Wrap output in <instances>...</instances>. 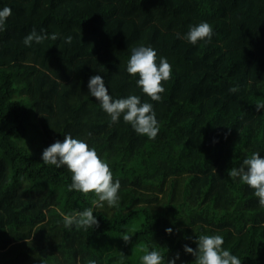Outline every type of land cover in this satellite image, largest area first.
Returning a JSON list of instances; mask_svg holds the SVG:
<instances>
[{
    "label": "trees",
    "instance_id": "16d2710c",
    "mask_svg": "<svg viewBox=\"0 0 264 264\" xmlns=\"http://www.w3.org/2000/svg\"><path fill=\"white\" fill-rule=\"evenodd\" d=\"M6 6L0 264H141L144 246L163 264L177 253L176 264H195L184 245L197 249L199 235L222 236L241 264H264V207L253 188L228 175L252 153L264 157V109L255 107L264 102V0H0ZM201 22L213 28L210 43L177 38ZM33 28L60 35L25 46ZM140 45L172 66L162 102L126 70ZM97 74L113 99L137 95L153 105L155 139L138 135L123 115L111 123L89 94ZM67 134L110 166L121 183L117 206H94V193L69 191L66 166L43 163V150ZM87 208L98 226L64 227L61 213Z\"/></svg>",
    "mask_w": 264,
    "mask_h": 264
},
{
    "label": "clouds",
    "instance_id": "9594fccd",
    "mask_svg": "<svg viewBox=\"0 0 264 264\" xmlns=\"http://www.w3.org/2000/svg\"><path fill=\"white\" fill-rule=\"evenodd\" d=\"M12 9L4 7L0 9V31L5 30L7 19L11 16ZM213 28L208 22H201L191 26L186 35L177 33V38L187 40L195 45L198 41L211 42ZM59 33H53L50 37L44 31L37 32L35 28L24 38V45L31 47L33 41L37 44L46 39L56 40ZM72 36H67L64 42L71 44ZM127 72L137 76V86L142 88L144 94L153 101L162 102L161 94L165 88L163 82L171 79L172 66L166 57H160L157 63V51L151 46L140 45L131 49V56L127 62ZM89 94L95 97L103 111L111 118V123H119L121 115L125 123L130 124L138 135L149 139H155L160 131L156 112L153 105L148 102H141L137 95H129L126 98L113 99L106 87L102 75H93L88 82ZM239 87L229 89L231 93H237ZM256 110L264 109V102L255 104ZM91 136V133L88 134ZM63 141L57 140L43 150L42 161L47 165H54L57 168L66 166L71 173V184L69 191L76 190L87 196L94 193L98 199L92 200L96 207H103L104 202L108 206H117L119 202L118 192L121 183L117 179L113 182V173L110 166L98 155L94 147H89L84 140L73 138L71 134L64 135ZM230 178L237 177L255 190V196L259 198V204L264 207V157L259 152H254L243 160L239 167H232L228 171ZM63 225L67 229L73 226L77 230H87L98 226L99 221L93 213L92 208H87L76 213H61ZM172 232L171 228L166 230ZM125 242H129L131 235H122ZM197 249L184 245L185 251L196 257L195 264H241L240 259L229 250L222 247L224 239L220 235H199ZM145 254L141 257V264H163L164 256L156 251H149L147 246L141 249ZM177 256L168 261L167 264H176ZM88 264H97L96 260H89Z\"/></svg>",
    "mask_w": 264,
    "mask_h": 264
}]
</instances>
